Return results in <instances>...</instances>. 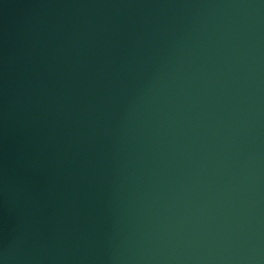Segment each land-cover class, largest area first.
I'll return each instance as SVG.
<instances>
[{"label":"water","instance_id":"95a60500","mask_svg":"<svg viewBox=\"0 0 264 264\" xmlns=\"http://www.w3.org/2000/svg\"><path fill=\"white\" fill-rule=\"evenodd\" d=\"M0 264H264V0H0Z\"/></svg>","mask_w":264,"mask_h":264}]
</instances>
